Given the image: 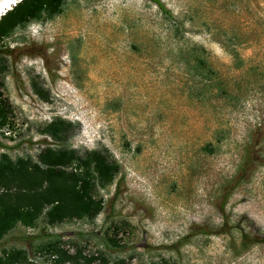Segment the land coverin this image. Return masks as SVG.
Returning a JSON list of instances; mask_svg holds the SVG:
<instances>
[{"label":"rangeland","instance_id":"rangeland-1","mask_svg":"<svg viewBox=\"0 0 264 264\" xmlns=\"http://www.w3.org/2000/svg\"><path fill=\"white\" fill-rule=\"evenodd\" d=\"M162 1L173 17L151 0H66L0 42V157L38 162L54 143L43 129L62 118L78 129L71 148L118 166L94 193L97 214L20 223L0 258L54 264L36 253L54 235L76 264H264V0ZM194 46L243 85L239 104L203 101L181 56ZM221 126L230 133L218 143Z\"/></svg>","mask_w":264,"mask_h":264},{"label":"trees","instance_id":"trees-1","mask_svg":"<svg viewBox=\"0 0 264 264\" xmlns=\"http://www.w3.org/2000/svg\"><path fill=\"white\" fill-rule=\"evenodd\" d=\"M66 0H22L0 19V42L12 37L20 28L33 22H43L61 14ZM162 13L173 17L162 0H151ZM0 47V55H1ZM207 51L202 47H191L181 51V56L189 64L193 76L202 82L200 95L203 101L217 100L225 106L234 107L243 100V85L222 74L207 59ZM233 68L244 67L245 60L233 50ZM0 61V74L4 73ZM248 71H251L248 70ZM247 89L248 85H244ZM37 94L40 92L37 89ZM0 93V131L7 125V112ZM209 102V103H210ZM210 107L209 109H212ZM78 131L70 121L57 118L47 124L42 134L53 140L51 147L44 149L38 162L30 157L13 159L7 154L0 157V241L18 224L35 226L44 216L49 223L64 222L66 219L94 216L100 211L94 193L115 181L118 166L102 150L79 151L68 144ZM229 129L221 126L214 130V138L219 143L227 138ZM216 149L207 142L206 150ZM247 151L242 173L251 165ZM14 189V190H12ZM61 239L52 235L37 246L36 253L44 250L54 264H76L77 259L59 250ZM34 255L32 259L36 260ZM29 255L23 251L12 252L0 258V264H37L29 262ZM37 261V260H36ZM43 264V262L39 263Z\"/></svg>","mask_w":264,"mask_h":264},{"label":"bare ground","instance_id":"bare-ground-1","mask_svg":"<svg viewBox=\"0 0 264 264\" xmlns=\"http://www.w3.org/2000/svg\"><path fill=\"white\" fill-rule=\"evenodd\" d=\"M22 0H4L0 3V8L4 7L5 9L1 10L0 19L4 16L8 11L12 10L14 6H16Z\"/></svg>","mask_w":264,"mask_h":264}]
</instances>
